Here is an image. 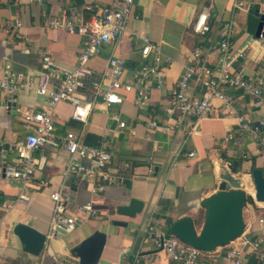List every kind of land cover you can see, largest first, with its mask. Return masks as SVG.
<instances>
[{
  "label": "crops",
  "instance_id": "0c3cea01",
  "mask_svg": "<svg viewBox=\"0 0 264 264\" xmlns=\"http://www.w3.org/2000/svg\"><path fill=\"white\" fill-rule=\"evenodd\" d=\"M111 1L43 0L39 6L29 0H0V72L9 66L20 80H31L39 85L43 78L39 48L46 49L59 65L75 68L83 47V36L50 28L46 25L47 20L72 11L91 16ZM235 1L135 0L127 30L118 42L103 45L100 53L88 63L91 75L80 90L92 105L87 120L73 118L69 102L58 105L55 114L57 134L73 131L87 143L106 137L113 155L108 164L113 180L103 192L93 193L80 176L65 172L67 150L63 146L45 144L33 152L36 164L25 189L28 200L19 198L22 183L4 177L3 168L6 163L17 161L15 144L30 132L23 111L42 108L47 104V97L38 93L36 88L23 89L12 103H8L6 93L0 92V264H48L61 255H69L72 246L95 230H102L107 236L97 264H173L165 251H157L146 239L149 223L156 222L165 234H172L170 226L173 222L191 218L200 231L207 212L204 200L219 190L227 160L237 165L238 172L232 176H242L243 186L245 179L252 184L254 168H260L264 175V146L257 139L246 133L239 145L225 142L230 130L236 134L239 132V125L236 120L224 116L220 102L213 113L196 122L185 118L181 125H171L168 131L162 127L148 130L145 126L147 108L135 104L133 91L120 90L125 100L111 108L120 111L127 123L126 128H119L109 117L101 97L96 94L97 87H106L109 82L107 62L111 55L126 58L128 70L125 78L128 79L132 68L143 61L140 50L144 37L158 41L163 51L174 60L166 70L165 86L151 90V103L164 126L165 107L169 104L172 88L197 45H203L209 64L216 67L217 55L209 46L218 39L225 22H233L232 48L235 51L255 39L259 22L257 13H264V0H242V7H235ZM205 7H208L210 30L201 34L194 31L193 24ZM14 17L22 20L21 31L29 42L17 37L16 28L11 23ZM246 53L239 57L236 65L244 66L246 72L255 78L264 68L263 50L253 44ZM191 86L195 94L201 93L198 80L192 81ZM230 90L235 106L244 112L254 127H259V133L264 136V110L255 106V96L236 88ZM191 125L195 126L194 131L187 134ZM190 151L195 154L187 155ZM126 162L130 164L128 167ZM87 163L94 164L92 160ZM246 186L249 188L248 184ZM247 188V192H251ZM55 191L67 199L66 214L77 217V226L67 234L53 236L55 201L51 194ZM130 197L144 202L142 211L135 216L117 211V206L127 204ZM89 200L94 215L83 208ZM260 218H264V201L247 200L244 208L246 226L242 235L231 243L205 252L202 259H223L224 248L230 244L239 245L245 234L251 238L260 236L264 227ZM17 223L29 224L48 233L40 254L24 250V244L13 232ZM246 249L250 260L251 251L248 247ZM151 253L154 255L148 256Z\"/></svg>",
  "mask_w": 264,
  "mask_h": 264
},
{
  "label": "built area",
  "instance_id": "2783aa9c",
  "mask_svg": "<svg viewBox=\"0 0 264 264\" xmlns=\"http://www.w3.org/2000/svg\"><path fill=\"white\" fill-rule=\"evenodd\" d=\"M29 1L39 6L43 4V0ZM134 4L135 0H112L91 16L72 11L67 15H55L47 20L46 25L50 28L64 29L83 36V47L78 54V65L75 68L70 69L59 65L46 49L39 48L43 69V78L39 85L36 86L31 80H20L9 66L0 72V92L6 93L8 103H12L16 94L23 89L36 88L38 93L47 97V104L42 108L23 111L25 125L30 132L22 141L15 144L17 161L6 163L3 168L4 177L22 183L19 198L28 200L25 189L32 179L36 164L33 152L45 144L63 146L67 150L65 172L80 176L93 193L103 192L108 183L113 180L108 170V164L113 155L106 137L98 144H91L81 140L73 131L57 134L55 114L58 105L66 101L72 106L73 118L87 120L92 105L86 101L80 90L87 84L91 75L88 63L100 53L103 45L118 42L123 32L127 30ZM234 5L242 7L244 2L236 0ZM11 23L16 28L17 37L29 42L30 39L21 31L22 20L14 17ZM193 29L201 34L210 30L208 7L199 13ZM233 32V22L231 20L225 22L219 31L218 39L209 46V49L217 55L216 67L209 64V56L205 54L202 44L192 50L182 75L172 88L169 104L165 107L166 124L164 126L156 107L151 103V90L154 87L165 86L166 70L173 65L174 60L163 51L160 42L149 37H144V44L140 50L143 61L132 68L130 78H125L128 65L124 56L111 55L108 58L109 82L106 87L96 89V94L101 97L105 105L104 111L117 122L119 128H126L127 123L122 119L120 111L111 110V108L125 100V95L120 90L133 91L135 104L138 107L147 108L146 128L155 130L162 127L168 131L171 125H181L185 118L196 122L206 114L213 113L218 107L217 102H220L224 116L236 120L239 125V132L236 134L230 130L225 136V142L239 145L244 134L249 133L253 139H257L264 146V136L259 133V127H254L246 119L244 112L235 106L230 90L236 88L255 96V106L264 110V68L260 75L252 78L244 66L236 65L239 57L245 56L247 50L252 49L253 44L258 45L259 50L262 49L264 53L263 38L254 37L255 39L235 51L232 48ZM195 79L201 83L200 94H195L192 90L191 83ZM194 127L191 125L187 134L193 133ZM194 154L193 151L187 152L189 156ZM87 160H92L94 164L89 165ZM231 164V160H227L225 168ZM129 165L128 162L125 163V166ZM249 193L253 195V201L257 202L255 187L254 192ZM51 197L55 201L52 229L63 227L67 232L73 231L77 226V217L66 214L67 199L59 191L53 192ZM83 208L87 213L95 214L91 200L87 201ZM259 221L263 223L264 218H260ZM146 239L152 242L157 251H165L173 264H248L247 247L252 256L257 259L258 264H264V227L261 229L260 236L251 238L245 234L239 245L226 246L221 255L224 256L223 259L220 257L210 260L202 259L205 251L173 233L165 234L156 222L148 224ZM153 255L148 254L150 257Z\"/></svg>",
  "mask_w": 264,
  "mask_h": 264
},
{
  "label": "water",
  "instance_id": "95a60500",
  "mask_svg": "<svg viewBox=\"0 0 264 264\" xmlns=\"http://www.w3.org/2000/svg\"><path fill=\"white\" fill-rule=\"evenodd\" d=\"M259 22L255 30L256 38H263L264 43V13H257ZM237 165L231 164L223 169L219 190L204 200L207 208L204 224L197 231L191 218H180L173 222L170 231L182 240L193 244L205 252L215 250L218 246L226 245L245 229L244 208L247 200H253V195L247 192L243 186L242 176L235 178ZM252 184L255 187V199L264 201V175L260 168H254L251 173ZM144 206L143 200L130 197L127 204H119L117 211L121 214L135 216L141 212ZM119 224L125 222H117ZM13 232L24 244V250L32 254H40L48 239L47 232H41L33 226L25 223H17ZM57 233L67 234L63 227H56L53 236ZM106 232L95 230L90 235L69 249V255H61L48 264H97L100 260L106 243ZM248 264H258L252 256Z\"/></svg>",
  "mask_w": 264,
  "mask_h": 264
},
{
  "label": "trees",
  "instance_id": "16d2710c",
  "mask_svg": "<svg viewBox=\"0 0 264 264\" xmlns=\"http://www.w3.org/2000/svg\"><path fill=\"white\" fill-rule=\"evenodd\" d=\"M100 138H97L95 141H92V142H90L91 144H98L99 142H100ZM248 200H250V199H248Z\"/></svg>",
  "mask_w": 264,
  "mask_h": 264
},
{
  "label": "bare ground",
  "instance_id": "6f19581e",
  "mask_svg": "<svg viewBox=\"0 0 264 264\" xmlns=\"http://www.w3.org/2000/svg\"><path fill=\"white\" fill-rule=\"evenodd\" d=\"M246 184H248L249 186H253L251 183H248L247 181H246V179H245V186H246ZM246 188H247V186H246ZM247 189H249V188H247ZM250 191V190H249ZM252 192H254V190H251Z\"/></svg>",
  "mask_w": 264,
  "mask_h": 264
},
{
  "label": "rangeland",
  "instance_id": "374dc122",
  "mask_svg": "<svg viewBox=\"0 0 264 264\" xmlns=\"http://www.w3.org/2000/svg\"><path fill=\"white\" fill-rule=\"evenodd\" d=\"M248 186H249V185H248ZM251 188H252V189H251ZM249 189H250V191H251V190H254L253 187H251V186H249ZM251 192H252V191H251Z\"/></svg>",
  "mask_w": 264,
  "mask_h": 264
}]
</instances>
